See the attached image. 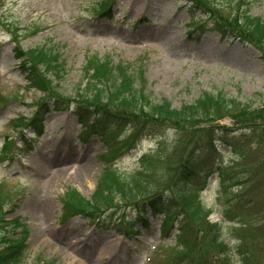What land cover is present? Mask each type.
<instances>
[{"label":"rangeland","instance_id":"1","mask_svg":"<svg viewBox=\"0 0 264 264\" xmlns=\"http://www.w3.org/2000/svg\"><path fill=\"white\" fill-rule=\"evenodd\" d=\"M191 1L198 6L195 11L189 8V0H116L109 18L96 12L102 0H0V148L6 141L12 143L16 152L11 157L0 150V194L7 200L0 238L21 242L23 264H180L176 257L182 247L172 236L165 240L160 237L159 221L153 218L150 208H145L149 226L137 236L126 238L113 228L96 226V214L67 217L70 209L63 200L69 198L67 202L74 206L88 203V207L107 210L103 219H132L140 205L154 195L175 189L173 184L169 185L171 168L186 156L202 153L201 142L194 145L198 129L216 124L227 129L243 127L237 141L244 152L234 154L220 145L218 171L207 178L199 196L194 192L195 206L188 210L200 214L202 221L220 222L226 201L241 186L247 191L255 168L264 167V44L256 40L257 36L242 32L243 24L236 13L240 12L239 0H213L219 5L212 7V11L201 0ZM244 1L250 17L264 20V0ZM213 16L224 23L231 20L237 35L248 38H223L212 32L207 25ZM199 23H206L204 33L197 30L189 35L194 28L191 25ZM16 46L25 53L42 50L34 54L40 63L45 62L42 56L58 57L62 69L47 73L43 79L48 85L46 91L54 89L68 105L70 101L77 102L87 81L95 83L96 76L89 64L105 62L124 71L125 76L132 74L134 87L142 84L141 76L142 93L149 97L152 106L164 104L168 112L181 110L191 116L198 104L195 102L204 92H221L229 99L251 103V108L237 109V102H232L229 113L235 116L234 120L226 115L217 122H209L203 112L191 119L180 116L168 127L166 120L153 116L150 128L157 135L136 140L135 148L129 152H115L96 136L81 142L74 104L56 111L54 100L47 99L41 135L40 128L34 131L28 123L47 93L30 85L27 73L19 67L27 55L16 59ZM40 63L38 72L50 69L49 64ZM183 106L186 108L182 110ZM106 107L107 113L124 111ZM132 109L129 113L134 118L139 114V106ZM154 120L161 126H154ZM181 120L186 123H179ZM127 132V128L116 132V141L127 136ZM201 133L204 134L200 130ZM65 152H73L74 158L55 163L56 154L62 156ZM143 155L149 161L148 165L145 163L149 173L143 181L151 184L130 188L142 168ZM76 159L78 164L93 165L85 178L77 182L72 181L78 172L73 161ZM106 170H112L113 176L100 181ZM62 173L67 176L59 179ZM52 178L56 182L49 188ZM116 184V202L110 204L104 197L95 201L98 188L109 193ZM176 189L180 188L176 185ZM204 208L208 211L206 219ZM233 229L225 227L216 245H232ZM70 243H74V250L67 249ZM226 259L231 264L239 262L233 252Z\"/></svg>","mask_w":264,"mask_h":264},{"label":"trees","instance_id":"2","mask_svg":"<svg viewBox=\"0 0 264 264\" xmlns=\"http://www.w3.org/2000/svg\"><path fill=\"white\" fill-rule=\"evenodd\" d=\"M201 1L208 5L210 7L208 10L211 11L212 7L219 5L217 2L216 4L213 3V0ZM240 1L241 0H239L238 4L240 6V12L236 11V13L238 12L237 18L243 24L242 32L249 37L251 35L253 37L257 36L255 37L256 40L264 44V20L250 17L248 4L244 0ZM114 3L115 0H102L100 8L96 10L97 14L102 17L105 15L110 17ZM189 3L191 4L189 8L195 11V7H198L197 4H194L191 0H189ZM237 18L236 21H238ZM231 24V20H227V23H224V21L221 22L216 16H213L210 17L207 26L210 25L208 29L213 30V32L218 33L223 38L226 36H231L233 38L239 37L238 39L240 40L248 38L244 34L237 35L238 32L231 27ZM191 26L194 28L189 34L197 30H199L200 33H204L206 29V23L193 24ZM14 51L16 59H21L24 55H27L26 60L22 62L19 67L23 73H27L26 77L30 85L47 93V97L43 99L42 104L39 106V111L30 119L28 128L34 131H38V128H40L41 132V120L43 115L47 112L45 103L48 101L45 100L53 99L56 111L66 110L70 104H74L73 112L77 116L80 125V138L86 140L87 138L96 136L101 140L104 146H110L115 152H122L120 151L122 149L129 152L135 148L136 140L148 135H157L156 130L153 131V129L150 128L152 125L150 118L152 119L153 116L160 121L166 120L168 127L175 124L172 122L177 120L180 116L181 119L182 117L191 119L193 118L191 116H196V114L200 115V113L203 112L209 122H217L226 115H230L234 120L235 116L229 113L231 112L232 106H230V104H232V102H237V109L238 106L239 108H251V103H240L234 99H229L221 92H218L216 95L204 92L195 102L198 104L195 106L196 108L194 111L190 109L193 111L190 113L191 116L186 115L181 110L178 113L168 112L164 104L158 107L152 106L149 97L142 93V84H144V81L141 79V76L139 81L142 84H140L139 87H134L133 84L136 83V81L132 74L126 75V77L124 71H118L116 67L105 62L104 64H89V69H93V73L96 76V78L94 77L95 83H90L91 80L87 81L77 95V102L70 101L72 103L68 105L65 103L66 99L64 100L62 97H59L54 89L50 88L52 91H46L48 85H46L47 83L43 79V76L45 77L47 73H56L62 69V67L60 69V65L58 64V57L52 58L50 55L40 57L45 60V62L41 63H47L50 66V69L42 73L36 70L40 62L34 55L42 50L39 49L35 52L29 51L25 53L16 46ZM99 73H101V75H99ZM103 88L106 90L103 91ZM139 102L142 104L136 105ZM106 106H113L115 109L122 108L124 111L119 114L117 112L107 113L105 110L108 111L109 108ZM136 106H139V114L133 118L129 110ZM185 108L186 106H183L182 110ZM255 112H257V110H254V114ZM155 120L153 121V125L160 127L161 125L159 122ZM179 123L185 124L186 121L181 120ZM178 127H180V124H178ZM123 128L128 129V135H124L122 140L116 141L115 133H121ZM242 129L243 127L227 129L216 124L205 130L200 129L205 136H203L202 133L200 134V130L198 129V135L196 136L194 145L198 146L197 144L201 142L199 149L202 153L197 156L195 155V157L193 154L191 156H186L184 160H181L174 168L170 169L171 180L169 185L173 184L175 188L173 191L171 190L168 194L166 192V194L163 195H154L153 198L146 201L143 205H140L141 207L139 210L131 205L137 209V213L132 219H121L119 217L112 219L109 217L104 218V220L102 217L107 214V210H98L93 207H88L86 206L88 203L79 206L75 205V207L69 201L67 202L66 199L69 198H65L63 200L64 205L65 207L67 206L66 208L70 209L67 217L81 214L89 217L96 214V226L108 229L113 228L117 233L128 237L137 234L138 228L147 227L149 225V219L146 216L145 208H150L151 215L154 218H158L160 221V232L162 237L168 238L172 235V239L176 241L177 246L180 248L182 247L181 254L176 257L180 264H231V261L226 259V255L231 254V252L238 256V264H264V167L255 168L256 172L252 173L253 180H251V184H247V186L250 187L247 191L241 186L240 189L226 201L227 208L223 212L221 222H204L202 221L204 218H200V214L188 210L189 206H195L193 196L196 195L194 192L199 196L200 192L204 189L207 178L212 176L219 169V155L217 150L219 146L225 145L234 154L237 152H244L241 147H238L237 141L240 139L239 137L242 136ZM193 131L195 133V130ZM11 147L12 143L4 141L1 154H8L11 157L14 156L16 152L15 149ZM255 148H259V144L256 143ZM236 157L242 158L243 156L237 155ZM147 159V155H143L140 158V168H142L134 176V182L131 181L130 188H136L137 186L143 188L142 186L147 184V182L143 181V178L148 176L147 173H149V169L147 170L146 167L149 162ZM145 163L147 164L145 165ZM112 170H106L100 181H102V179L106 181V178L112 177L114 171ZM110 183H112V181H110ZM150 184L151 183L147 185L150 186ZM176 185L180 188L179 190L176 189ZM114 188L118 189L119 187H117V184L113 185L109 193L103 191L102 188H98L94 194L96 197L95 201L104 197L110 204L116 202L118 199L115 201L117 196ZM136 190H138V188ZM143 190L147 191L148 189ZM141 194L142 192H137V195ZM70 196H73V194L70 193ZM4 202H7V200L2 198L0 194V225L5 216V211L3 209L5 206ZM202 213H204L206 219L208 211L204 208ZM228 225L234 227L231 236L233 244H227L225 246L216 245V242L222 239L223 230ZM23 260L21 242L15 243L1 237L0 264H23Z\"/></svg>","mask_w":264,"mask_h":264},{"label":"bare ground","instance_id":"3","mask_svg":"<svg viewBox=\"0 0 264 264\" xmlns=\"http://www.w3.org/2000/svg\"><path fill=\"white\" fill-rule=\"evenodd\" d=\"M55 147H56V145H53V148H55ZM56 155H57V157L54 160L55 163H64V162L70 161V160H72L74 158L73 152H70V153L65 152V154L62 155V156L60 154L59 155L56 154ZM77 160L78 159L73 160L74 161V165H76V167L78 169V172H76L74 174L73 178H72V181H75V182L84 179L85 178V175H87L91 171L92 166H93L90 162L83 163V164H80V163L78 164V161ZM66 176H67L66 173H62L58 178L59 179L64 178V177L66 178ZM55 179L56 178H52L48 182V183H50L49 184V188H53L54 187V184L56 182ZM73 246H75L74 243H70L69 245H66L67 249H69V250H74V247Z\"/></svg>","mask_w":264,"mask_h":264}]
</instances>
